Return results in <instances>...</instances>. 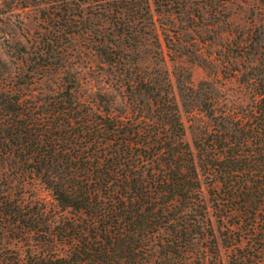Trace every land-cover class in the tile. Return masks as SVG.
Instances as JSON below:
<instances>
[{
	"label": "trees",
	"instance_id": "16d2710c",
	"mask_svg": "<svg viewBox=\"0 0 264 264\" xmlns=\"http://www.w3.org/2000/svg\"><path fill=\"white\" fill-rule=\"evenodd\" d=\"M83 3L100 7L118 46L155 30L148 0H76L52 25L74 31L84 11L71 9ZM63 37L42 38L32 56L41 66L22 84L28 90L38 69L54 66L61 79L47 106L21 88L0 96V154L16 156L55 201L12 196L0 182V264H222L213 222L225 227L228 264H264V65L252 66L246 102L217 106L212 89L207 96L178 76L177 98L166 77L125 74L117 108L114 97L82 91L66 58L52 60ZM107 59L129 65L121 50ZM181 108L197 124L191 142Z\"/></svg>",
	"mask_w": 264,
	"mask_h": 264
},
{
	"label": "rangeland",
	"instance_id": "374dc122",
	"mask_svg": "<svg viewBox=\"0 0 264 264\" xmlns=\"http://www.w3.org/2000/svg\"><path fill=\"white\" fill-rule=\"evenodd\" d=\"M182 1L186 2L183 6ZM70 2L76 0L64 1L62 5L51 0H0V96L8 89L21 88L44 107L52 101L50 97L57 95L61 79L54 66L38 69L28 90L22 84L34 68L41 66L32 56L43 47L42 38L57 33L64 39L68 35L67 47L54 48L50 52L52 60L65 61L66 58L65 63L72 64L78 72L82 91L89 96L105 93L106 98L114 97L117 108L124 107L121 102L128 94L124 87L125 74H142L155 82H163L166 77L177 98L178 76L183 84L197 85L207 96L212 89L217 106L249 100L250 77L255 72L252 66L264 65V0H160L159 7L154 0H148L158 38L152 37L155 32L152 30L140 35L134 44L123 42L119 46L113 39L116 36L112 32V22L98 13L101 11L98 5L83 3V8L71 9V12L84 11L82 19L73 22L74 31L54 27L56 14L68 9ZM142 30H149V27ZM164 34L167 41L163 39ZM116 49L129 59L126 68L115 66L107 59L108 53ZM104 51L106 53L102 54ZM159 70L163 74H158ZM190 109L202 115L198 106L192 104ZM181 113L185 137L191 142L197 124L189 119L190 112L181 108ZM25 167L16 156L0 154L2 186L12 196L38 199L53 206L55 201L50 189ZM213 223L222 264H228L231 249L220 244L219 239L225 227ZM9 242L10 250L14 245L13 240ZM18 245L24 252L26 245L17 242ZM258 246L264 247V242ZM57 248L60 254L67 251L66 245Z\"/></svg>",
	"mask_w": 264,
	"mask_h": 264
}]
</instances>
